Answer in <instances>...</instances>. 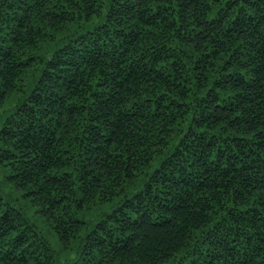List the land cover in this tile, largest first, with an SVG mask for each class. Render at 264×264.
Returning <instances> with one entry per match:
<instances>
[{
	"label": "trees",
	"instance_id": "obj_1",
	"mask_svg": "<svg viewBox=\"0 0 264 264\" xmlns=\"http://www.w3.org/2000/svg\"><path fill=\"white\" fill-rule=\"evenodd\" d=\"M0 264H264V0H0Z\"/></svg>",
	"mask_w": 264,
	"mask_h": 264
},
{
	"label": "rangeland",
	"instance_id": "obj_2",
	"mask_svg": "<svg viewBox=\"0 0 264 264\" xmlns=\"http://www.w3.org/2000/svg\"><path fill=\"white\" fill-rule=\"evenodd\" d=\"M3 195L6 200H11L15 195L7 193L6 191H3Z\"/></svg>",
	"mask_w": 264,
	"mask_h": 264
}]
</instances>
